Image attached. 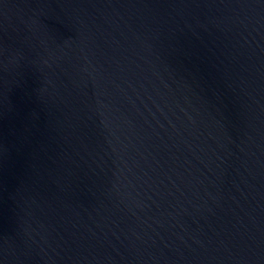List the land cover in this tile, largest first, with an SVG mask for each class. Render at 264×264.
Returning <instances> with one entry per match:
<instances>
[{"label":"water","instance_id":"1","mask_svg":"<svg viewBox=\"0 0 264 264\" xmlns=\"http://www.w3.org/2000/svg\"><path fill=\"white\" fill-rule=\"evenodd\" d=\"M0 264H264V0H0Z\"/></svg>","mask_w":264,"mask_h":264}]
</instances>
